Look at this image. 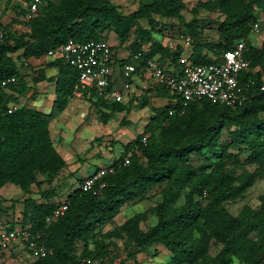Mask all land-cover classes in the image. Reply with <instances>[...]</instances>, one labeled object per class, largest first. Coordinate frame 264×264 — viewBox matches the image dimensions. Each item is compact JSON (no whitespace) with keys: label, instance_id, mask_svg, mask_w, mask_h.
Listing matches in <instances>:
<instances>
[{"label":"trees","instance_id":"trees-1","mask_svg":"<svg viewBox=\"0 0 264 264\" xmlns=\"http://www.w3.org/2000/svg\"><path fill=\"white\" fill-rule=\"evenodd\" d=\"M45 2L39 15L21 23L22 32L12 27L20 20L14 19L8 26L0 21L5 31L0 41V189L13 183L28 193L32 185L39 183L38 174L56 177L66 167L67 162L51 137L50 123L65 111L79 80L74 67L55 59L49 63L58 67L56 77L50 79L55 82L56 94L52 111L44 113L24 104L9 113V102L19 101L11 90L20 95L26 89L14 54L27 59L42 57L69 39L108 40L103 33L108 31L116 35L119 46L130 42L128 47L132 53L150 44L145 58L159 55L161 62L178 65L182 48L173 51L155 35L179 26L194 40L190 61L206 64L213 61L212 54L220 55L232 48L236 40H248L252 23L264 15V0L198 1L192 12L205 9L219 12L222 18L216 21L219 36L217 49L213 50L202 38L203 27L198 19L184 20L181 13L184 0H142L137 9L128 14L120 11L112 0ZM144 19L150 29L140 24ZM245 56L252 69L260 66L262 71L264 42L256 47L247 41ZM261 71H250L242 76V83L255 80V84L247 86V100L235 108L206 98L190 103L183 114L170 115V104L153 108L144 131L127 142L113 162L122 161L133 146L141 144L142 137L148 135L147 144L141 146L142 156L132 155L129 165H120L115 173L105 177L107 186L101 194L83 192L80 188L69 193V208L58 219L46 222L56 204L26 199L28 223L34 238L48 250L45 257L33 264H81L87 258L113 260L109 258L110 245L96 240V229L112 219L125 203L141 197L150 186L164 182L167 188L163 202L154 209L157 223L143 231L138 216L125 222L124 231L130 242L139 248L164 245L171 254L168 264H197L199 261L233 264L235 258L241 264H264V194L260 196L258 208L245 207L237 216L225 208L229 201L242 197L257 179H264V119L260 117L264 112V90H261L264 77ZM12 76L19 78L18 84L5 88L3 82ZM95 96L94 92L89 95L84 91V98L95 105L105 123L111 112L129 111L130 103L95 99ZM156 96L174 97L164 88H149L136 106H150L152 97ZM231 126L234 129H229ZM227 129L231 141L223 143L222 133ZM230 148L236 152H230ZM206 150L215 161L208 160L198 166L184 163L191 154L204 157ZM245 150L248 152L246 162L256 168L234 175L226 167L227 161L240 162ZM182 197L183 203L178 204ZM24 215L26 217V211ZM79 239L94 240V249H89L87 242L79 253L76 245ZM212 240L222 247L206 262Z\"/></svg>","mask_w":264,"mask_h":264},{"label":"rangeland","instance_id":"rangeland-1","mask_svg":"<svg viewBox=\"0 0 264 264\" xmlns=\"http://www.w3.org/2000/svg\"><path fill=\"white\" fill-rule=\"evenodd\" d=\"M140 1L142 0H112L124 14L134 12ZM198 1L207 0H184L185 6L181 12L182 16L186 22L191 21L193 18L198 19L199 24L203 27H201L203 29L202 38L209 42V48L215 50L217 49L219 36L216 21L222 18H220L219 12H210L205 9H199L198 13L192 12ZM18 9H22L20 0H15L12 7L7 6V0H0L1 23L8 26L15 21V18L10 17V15L17 13ZM165 22L169 23L170 21L165 20ZM21 23L17 21L12 27L18 32H22L24 31V25ZM140 24L144 28L150 29L147 20H141ZM173 28L179 31V26H173ZM103 33L108 38L109 43L115 46L117 59L121 61L123 56V59H125L129 54L128 46L130 42L125 43L124 46H119V41L113 32L104 31ZM176 36H178V33H173V41L180 47L182 44ZM155 37L163 41L161 34L156 33ZM247 41H250L256 47L262 45V41L254 35H251ZM212 55L215 56V54ZM261 72L264 77V68ZM40 77L43 78L41 75ZM141 82L139 85L142 87H149L150 85L143 83V79H141ZM50 88H53V84L50 85ZM142 90L145 91L146 89L143 88ZM154 98L155 100H152L151 105L145 108L129 104L128 112H111L110 119L106 123L100 119L101 113L88 99H71L65 114H62L64 113L62 112V115L59 114L50 123L51 137L56 148L61 150L60 153L67 162L66 167L56 177H44L43 181L37 185H32L29 192L23 195L7 196V185H5L0 190V228L5 226L15 227L19 224L28 225L29 206L26 199L31 198L36 199L39 203L47 201L56 204L78 188L81 179L90 171H94L98 165H108L113 159L118 158L123 152L125 144L144 131L146 124L153 115V108L160 107L163 104L159 99ZM260 117L264 119V112L260 114ZM229 129H234V127L231 126ZM221 141L223 143L231 141L228 129L222 133ZM229 151L236 152L234 148H230ZM204 153V157L191 154L183 161L193 166L208 163V160L215 161L209 151L206 150ZM247 156L248 152L245 150L240 155V162L228 160L226 167L234 175H239L244 170H254L256 166L246 162ZM166 188V182L150 186L141 197L125 203L112 219L98 226L95 231L96 240L110 245L109 248L112 254L109 258L118 261L120 264L169 263L171 254L164 245L158 244L147 248H139L128 240L124 231L125 222L134 216L139 217V225L143 231H147L149 227L157 223L154 209L163 202ZM44 194L48 195L47 198H44ZM263 194L264 179H257L242 197L229 201L225 204V208L231 214L237 216L245 207L258 208L261 205L260 196ZM183 199L182 197L178 204L183 203ZM24 211H26V217ZM19 220L22 221L18 222ZM87 242L88 248L94 249V240L79 239L76 241L79 253ZM221 247V244L212 240L208 252L209 259L206 262L211 261ZM37 260L38 258L27 250L20 248L0 249V264H33ZM197 264L204 263L199 261ZM233 264L241 263L239 259L235 258Z\"/></svg>","mask_w":264,"mask_h":264},{"label":"built area","instance_id":"built-area-1","mask_svg":"<svg viewBox=\"0 0 264 264\" xmlns=\"http://www.w3.org/2000/svg\"><path fill=\"white\" fill-rule=\"evenodd\" d=\"M45 5V0L24 2V8L18 20L21 22L32 20L41 13ZM4 32L0 26V41L4 38ZM173 33H178L176 38L180 39L181 46L184 48L180 46L182 50L178 57V65L171 64L169 61L161 62L159 55L145 58L144 55L149 50L150 44L144 45L135 53L129 50L127 57L123 59V56L119 61L115 46L105 39H91L83 42L69 39L55 49L49 50L44 57H50L53 60L61 59L78 71L79 80L73 96L77 99L84 98V91H88L89 95H92V92L95 93V99L103 98L111 102L137 105L140 97L147 91L146 87L137 85L138 81L143 79L150 84L149 88H164L170 92L171 96L174 95V97L164 98L167 104H170V115L183 114L190 103L204 98L233 108L245 103L248 97L247 86L254 85L255 80L242 83L241 78L247 72L261 71L260 66L252 69L250 60L245 56L246 38L236 40L232 48L212 57V62L195 64L190 61L194 40L184 30L178 31L172 27L164 30L161 34L163 41L160 39L163 45L173 51L178 50L179 45L173 41ZM251 35L257 36L264 42V15L252 23ZM13 57L18 67L28 65L27 58L19 57V54H14ZM18 80L17 76H12L3 82V86L6 88L10 84L17 85ZM143 88L146 90L143 91ZM261 90H264V85L261 86ZM11 94L19 97L16 90H11ZM21 106L20 101H11L7 111L12 113ZM147 142L148 135H144L141 144L133 146L122 161L117 164L112 161L108 165L98 167L79 182L78 188L94 195L101 194L107 186L105 177L115 173L118 166L129 165L132 155L142 156L141 146L146 145ZM68 208L69 201L65 197L56 203L52 213L46 217V222H52L63 216ZM13 248L27 250L38 259L45 257L48 253L47 248L35 240L30 224L0 228V249ZM81 264H119V262L105 258L96 260L87 258Z\"/></svg>","mask_w":264,"mask_h":264},{"label":"crops","instance_id":"crops-1","mask_svg":"<svg viewBox=\"0 0 264 264\" xmlns=\"http://www.w3.org/2000/svg\"><path fill=\"white\" fill-rule=\"evenodd\" d=\"M14 2L15 0H7V6L9 5V7H12ZM20 5H22V9L21 10L18 9V12L13 15H10V17L13 16L15 19L18 20V16L20 12L23 11V8H24V2H22L21 0H20ZM52 61L53 59L50 57H37V58L32 57L28 59V65H22L19 67L22 80L24 81V83H26L25 85L26 89L23 90V92H21L19 95V101L22 105L27 104L44 113H50L52 111L54 101L56 99V94H55V82L50 79H54L58 73V67L52 66L51 64H49ZM37 74H40L43 78H41L40 75H37ZM35 76L37 77L34 78ZM46 77L47 79L44 80V78ZM138 82L142 83L141 79ZM143 83H147V82L143 80ZM51 84H53L54 89L50 88ZM137 85L140 86L139 84ZM148 88L149 87H146V89ZM157 99H159L160 102L163 103L160 106H164L167 104V101L166 99H164V97L156 96V100ZM152 100H155V98L152 97ZM68 108H69V104L67 108L65 109L64 113L62 114H65ZM58 151L61 152L60 149H58ZM100 166L101 165H98L96 169ZM92 172L93 171H90L84 177L88 176ZM44 177H47V175L38 174L37 182L43 181ZM6 185H7V191H6L7 196H13L15 194H18V195L24 194L23 190L18 185H15L13 183H7ZM34 185H37V183Z\"/></svg>","mask_w":264,"mask_h":264}]
</instances>
